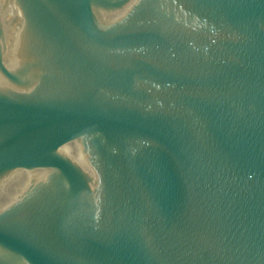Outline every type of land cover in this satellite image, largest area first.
I'll return each instance as SVG.
<instances>
[{"label": "water", "instance_id": "1", "mask_svg": "<svg viewBox=\"0 0 264 264\" xmlns=\"http://www.w3.org/2000/svg\"><path fill=\"white\" fill-rule=\"evenodd\" d=\"M0 264H264V0H0Z\"/></svg>", "mask_w": 264, "mask_h": 264}]
</instances>
